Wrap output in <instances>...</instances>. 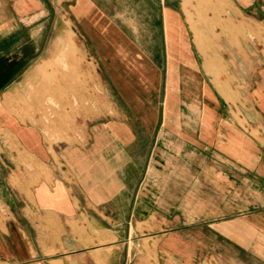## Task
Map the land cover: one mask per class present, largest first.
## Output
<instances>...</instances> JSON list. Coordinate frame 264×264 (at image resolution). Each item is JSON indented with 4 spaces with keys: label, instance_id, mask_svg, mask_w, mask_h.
<instances>
[{
    "label": "crops",
    "instance_id": "0c3cea01",
    "mask_svg": "<svg viewBox=\"0 0 264 264\" xmlns=\"http://www.w3.org/2000/svg\"><path fill=\"white\" fill-rule=\"evenodd\" d=\"M70 31L96 48L104 117L73 111L55 139L15 94ZM134 247L264 264V0H0V264H128Z\"/></svg>",
    "mask_w": 264,
    "mask_h": 264
},
{
    "label": "rangeland",
    "instance_id": "374dc122",
    "mask_svg": "<svg viewBox=\"0 0 264 264\" xmlns=\"http://www.w3.org/2000/svg\"><path fill=\"white\" fill-rule=\"evenodd\" d=\"M62 33L66 32V29H60ZM40 29H35L33 32V35L39 36L43 35L44 33L48 35L49 37H52L57 34V29L53 27H49L47 29H43L44 33L40 32ZM67 34V33H66ZM67 37L71 38V44L74 45V48L76 50V55L80 57V63H81V74L78 75V79L80 82V90L76 93H73L72 91L68 90L67 88H64L62 93L66 97V99H69L70 101H75L74 109L71 107L68 109H56V108H49L44 107L42 108L40 106L39 101L40 99V93L35 92H28L27 91H17L15 94V114L20 117V119L27 124H33L36 125L38 128L42 126V121H44V127L45 132H49V135L55 137H59L57 133L58 130V123L57 121L59 118L64 119L67 121H72V115L73 111H75V115L80 117L82 121L88 119V117L91 116V119H96L97 121L103 120L104 117V108H103V92H100V86H99V80L96 75V70H94V65L90 60L87 59L88 53L95 51L94 44H88L86 39H84L82 36H80L79 33H74L73 31H70V33L67 35ZM39 47L40 44L36 45V47ZM52 46V45H48ZM46 47L45 45V52L44 55L46 56ZM33 54L35 53V48L32 50ZM41 63V59H35L32 65H36L37 63ZM90 62V63H89ZM96 63V62H95ZM92 66V69L88 70L85 69L88 67V65ZM99 72V71H98ZM100 73V72H99ZM87 79H86V78ZM87 81L89 85V90L86 87L85 82ZM59 94L57 92H54L52 98L59 99ZM91 105V106H90ZM93 105V106H92ZM70 111L62 113V111ZM61 113H60V112ZM72 126V124H66V126ZM92 126V125H90ZM83 125L81 128V133L84 132ZM89 128V126H88ZM150 252L145 253V258H142L141 256L138 257L136 248H131V254H130V260L128 264H152V258L149 257Z\"/></svg>",
    "mask_w": 264,
    "mask_h": 264
},
{
    "label": "bare ground",
    "instance_id": "6f19581e",
    "mask_svg": "<svg viewBox=\"0 0 264 264\" xmlns=\"http://www.w3.org/2000/svg\"><path fill=\"white\" fill-rule=\"evenodd\" d=\"M51 54L52 58L45 68L39 67L28 76V92L40 93L39 103L42 108L46 106L64 110L70 105L73 109L75 101L66 99L62 93L64 88L76 93L80 87L78 73L81 63L71 38H67L66 43L55 45ZM54 92L59 94V99L52 98Z\"/></svg>",
    "mask_w": 264,
    "mask_h": 264
}]
</instances>
